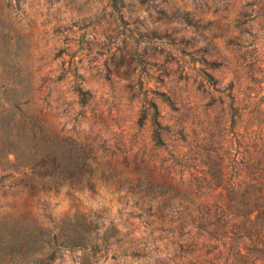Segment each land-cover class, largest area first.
Instances as JSON below:
<instances>
[{"label": "rangeland", "instance_id": "obj_1", "mask_svg": "<svg viewBox=\"0 0 264 264\" xmlns=\"http://www.w3.org/2000/svg\"><path fill=\"white\" fill-rule=\"evenodd\" d=\"M247 1L251 0H124L127 25L123 27L109 0H0V77L5 78L2 65L14 53L13 67L32 86V91L23 93L24 99L32 94L25 107L45 114L58 137L92 148L96 157L91 166L93 189L69 190L63 185L58 190L31 191L30 185L48 180L45 169L35 166L40 153L17 131L18 120L0 109L4 125L0 229L12 232L26 224L73 238L87 218L98 223L99 236L114 230L107 244L99 238L97 251L61 246L53 264H188L191 258L183 255L180 246L190 241L179 232V204L188 182L206 176L219 184L217 157L224 165L234 159L235 172L244 151L263 150L264 103L254 96L261 85L254 87L251 98L246 97V72L238 54L226 45L228 36L237 34L233 20L239 12L257 10L245 7ZM214 33L219 35L215 47L206 51ZM200 58L216 63L206 65ZM201 67L219 80L212 93L195 89L193 79ZM231 80L233 104L228 91L221 92ZM75 82L93 95L82 115L73 103ZM146 89L153 93L148 98L155 97L165 122L180 120L188 127L185 139L158 147L149 143L148 122L137 125ZM167 96L173 105H168ZM7 149L19 154L18 165L11 162L12 155L5 158ZM110 165L124 169L135 190H118ZM227 172L224 178L229 177ZM163 182H170L177 192ZM220 184L210 193L212 205ZM222 200L230 203L224 196ZM256 216L254 212L251 218ZM239 219L246 234L240 242L247 252L251 226L245 209ZM262 225L259 216L253 227ZM263 261L257 259L255 264Z\"/></svg>", "mask_w": 264, "mask_h": 264}, {"label": "trees", "instance_id": "obj_2", "mask_svg": "<svg viewBox=\"0 0 264 264\" xmlns=\"http://www.w3.org/2000/svg\"><path fill=\"white\" fill-rule=\"evenodd\" d=\"M113 11L117 14L120 24L123 27L127 22L123 18L122 9L125 6L124 0H109ZM257 7V10H244L239 12L233 20V30L237 34L230 35L227 38L226 45L238 54L239 63L246 72L245 79L248 90L247 98H251L254 87L261 85L260 92L264 91V3L263 0H251L245 3V7ZM241 14V17H240ZM183 20H186L183 17ZM226 24V33L229 30ZM219 37L214 33L209 38L205 50L215 47V39ZM215 49V48H214ZM11 54V47L7 46ZM15 54L7 58L2 69L5 72V78L0 77V109L2 114L18 120L17 131L23 138H27L33 144L35 151H39L40 158L36 161L35 166L39 165L45 169L48 180L39 186L30 185L31 191L36 189L58 190L61 186L67 185L69 190L75 187L87 186L89 189L94 188V174L91 166L95 163V155L92 148L86 149L78 146L76 143H67L68 138L58 137L50 129L48 119L40 111L34 113L30 111L27 104L32 102V94L29 97H23V93L32 91V86L24 81L22 76L13 67ZM13 61L11 64L10 62ZM206 65H214L211 62L200 58ZM209 67V66H208ZM60 74L58 78H61ZM205 68L196 69V76L193 82L196 83L195 89L202 93H212L218 79ZM234 79V78H232ZM237 79V77H236ZM9 81V83H8ZM234 80L222 89L228 91L226 94L231 99V104L235 101V95L232 91ZM74 95L73 103L78 106L81 114L86 110L93 100L90 90L85 89L81 82H75L71 89ZM254 93L259 97V102L264 103V94ZM19 93V96H18ZM153 94L146 89L141 98L139 109V118L137 125L142 127L148 122L150 133L148 141L153 146L165 145L168 142L182 141L187 136L188 127L179 120L174 124H169L163 120L161 111L156 103L155 97L148 98V94ZM167 96L168 105H173ZM50 108L49 104H46ZM232 105H230L231 107ZM177 110V108H176ZM77 116V115H76ZM75 116V117H76ZM4 127L0 118V130ZM3 141V134L0 132V143ZM238 159V167L233 171L234 159L224 165L223 158L217 157V172L220 175L222 186L216 194L215 203L212 205L208 200L212 199L210 193L215 191L221 184H213L206 176L197 180L188 182L187 190L183 192L184 201L180 203L179 232L180 237L188 236L189 243L187 246H180L184 256H189L191 260L188 264H255L257 259H264V145L262 151L247 153ZM255 153V155H254ZM5 158L12 155L13 164L18 165L19 154L11 149L5 150ZM236 159V158H235ZM232 161V162H231ZM109 169L113 172L114 183L117 189L126 187L128 191L135 190L134 185L130 182L132 179L124 172V169H118L117 165H110ZM230 171L227 178L225 175ZM234 175V176H233ZM109 174L105 176L107 182ZM124 180L121 182V180ZM103 181V180H101ZM191 183L193 187H191ZM152 184H155L152 182ZM157 184H155L156 186ZM166 185L171 192L177 190L169 182ZM149 193L150 190H147ZM140 194L139 191H137ZM152 193V192H151ZM154 194V193H153ZM224 198L230 199V203H225ZM197 199H203L198 201ZM213 207V210H212ZM245 209V218L250 224L248 231V244L244 252V247L240 238L245 237L244 228L240 221V210ZM257 212L263 218L261 228L253 227L254 222L259 216L251 218L252 214ZM235 213V214H234ZM233 214V216H232ZM214 220V221H213ZM231 224L230 230L227 225ZM189 227V228H187ZM98 223L91 222L84 218L79 225V234L77 237L69 238L62 233H53L42 229L29 227L26 224L20 225L15 231L9 232L6 229H0V264H53L56 257V249L61 246L70 247H90L98 250L100 244L98 239L107 244L109 238L114 234L105 232L99 236L97 231ZM193 232V235H191ZM230 233V235H228ZM46 249L44 250V248ZM50 251L48 252V250ZM261 252V256H254V253ZM209 255H212L209 257ZM264 264V261L262 262Z\"/></svg>", "mask_w": 264, "mask_h": 264}]
</instances>
